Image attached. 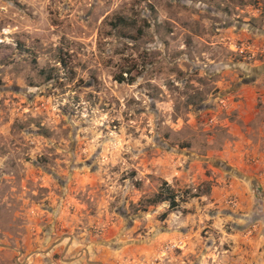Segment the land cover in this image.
Instances as JSON below:
<instances>
[{"label":"rangeland","instance_id":"374dc122","mask_svg":"<svg viewBox=\"0 0 264 264\" xmlns=\"http://www.w3.org/2000/svg\"><path fill=\"white\" fill-rule=\"evenodd\" d=\"M263 47L264 0H0V264H247Z\"/></svg>","mask_w":264,"mask_h":264},{"label":"crops","instance_id":"0c3cea01","mask_svg":"<svg viewBox=\"0 0 264 264\" xmlns=\"http://www.w3.org/2000/svg\"><path fill=\"white\" fill-rule=\"evenodd\" d=\"M257 67L258 73L252 79L242 81L235 88L238 98L232 103V109L236 111L235 122L239 123L230 124L235 139L233 150L228 153L234 159L235 154H240L238 159L246 170L257 172V184L264 193V64ZM245 238L247 264H264V224L263 229L259 225L253 235Z\"/></svg>","mask_w":264,"mask_h":264},{"label":"trees","instance_id":"16d2710c","mask_svg":"<svg viewBox=\"0 0 264 264\" xmlns=\"http://www.w3.org/2000/svg\"><path fill=\"white\" fill-rule=\"evenodd\" d=\"M114 25L127 26L129 24L123 17L118 16V17L115 18ZM115 80L118 81V82H121L122 80H124V78H123V76L121 74H118V75L115 76ZM161 201H168V206L171 209L175 205L172 193L170 191L167 192L163 197H161L159 193H155L152 196V198H149L147 200V203L149 205H154V204H157V203H159Z\"/></svg>","mask_w":264,"mask_h":264},{"label":"flooded vegetation","instance_id":"af4514ba","mask_svg":"<svg viewBox=\"0 0 264 264\" xmlns=\"http://www.w3.org/2000/svg\"><path fill=\"white\" fill-rule=\"evenodd\" d=\"M252 70H253V69H252ZM254 75H255V73L249 72V74L246 75L247 77L244 76V77L242 78V80H243V81H249L250 79L253 78Z\"/></svg>","mask_w":264,"mask_h":264},{"label":"built area","instance_id":"2783aa9c","mask_svg":"<svg viewBox=\"0 0 264 264\" xmlns=\"http://www.w3.org/2000/svg\"><path fill=\"white\" fill-rule=\"evenodd\" d=\"M240 52L242 51V49L239 50Z\"/></svg>","mask_w":264,"mask_h":264}]
</instances>
